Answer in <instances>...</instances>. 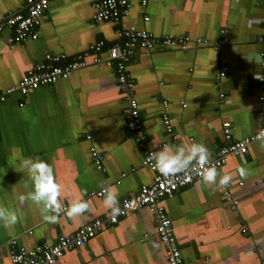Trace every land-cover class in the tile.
Listing matches in <instances>:
<instances>
[{"label": "crops", "instance_id": "0c3cea01", "mask_svg": "<svg viewBox=\"0 0 264 264\" xmlns=\"http://www.w3.org/2000/svg\"><path fill=\"white\" fill-rule=\"evenodd\" d=\"M95 1L49 0L35 39L15 41L13 29L3 28L0 92L16 85L46 53L72 59L102 40L99 55L106 58L117 42L116 28L135 26L157 36L190 40L182 50L136 46L126 63L149 147L158 151L200 143L215 156L224 144V121L230 122L237 139L260 126L264 105L257 75L264 69L244 55L264 52L259 22L264 0H148L145 6L133 0L119 21H96ZM24 10L25 0H0V22ZM198 38L208 42L196 43ZM219 40L223 43L217 49ZM88 59L65 79L39 86L24 99L14 93L0 102V206L18 216L14 226H0V264H11V249L51 242L110 211L102 195L82 214L69 218L59 213L55 223L44 220L36 204L19 199L32 190L27 173L17 170L24 158L39 157L52 165L62 208L73 200L86 201L90 191L104 187L115 189L121 202L153 178L142 164L144 149L124 124L125 96L115 69L105 59ZM222 65L225 75L217 80ZM164 102L176 138L164 127ZM92 150L102 153V169L94 165ZM239 167L245 175L237 172ZM217 171L231 175L228 185L218 187L201 177L162 200L184 264H259L264 260V139L252 142L245 154L229 155ZM53 264L168 263L156 221L142 207L106 224L84 246L66 250Z\"/></svg>", "mask_w": 264, "mask_h": 264}, {"label": "built area", "instance_id": "2783aa9c", "mask_svg": "<svg viewBox=\"0 0 264 264\" xmlns=\"http://www.w3.org/2000/svg\"><path fill=\"white\" fill-rule=\"evenodd\" d=\"M133 0H96L94 3L95 13L93 18L96 21H119V19L128 13ZM140 4L145 6L148 0H138ZM49 0H25V10L10 15L5 20L0 22V32L3 28H11L14 31V40L21 42L28 38H37L38 28L42 19L45 17ZM148 17L144 16V20ZM264 29V18L261 19ZM117 42L110 46L107 50L108 56L102 58L99 54L102 50L104 42L101 40L92 45L88 51L78 54L76 57L69 59L63 53H46L44 60L38 62L35 67L24 74L18 83L10 86L0 92V102L14 93L19 94L23 99L28 94L37 89L39 86L55 83L61 79L67 78L74 70L82 68L92 62L98 63L105 59L108 66H112L116 72V80L120 91L125 96V105L123 107V120L125 126L134 132L135 140L143 151L142 164L147 166L153 172L151 182L143 184L136 192L129 194L119 202L121 209L120 214L113 218L111 210L105 218H94L86 223H82L75 232L70 234L58 235L51 242H40L31 249L24 246L10 250L11 264H53L60 258L66 250L84 246L91 238L101 231L106 224L116 223L120 217L130 211L139 208H146L156 221V232L163 243L165 258L168 264H184L180 248L177 244V239L173 232L172 222L167 215L163 198L171 195L182 186H189L194 181L202 177L204 168L214 166L219 169L227 160L229 155H242L248 150L249 145L256 141L264 139V112L260 126L254 133L243 138H234L230 131V122L222 123V132L224 144L220 147L215 156L208 155V162L203 166L197 165L195 168H190L187 171L178 172L171 175H163L156 168L153 160L149 158L154 149L149 147L148 136L143 128L138 102L134 96V82L126 70V63L133 54L136 46L150 50L155 47H167L185 49L188 47V36H157L147 29L136 28L135 26L116 28ZM264 42V36H261ZM207 39L198 38L196 43H207ZM223 40L216 42L217 49L222 47ZM264 54V52H261ZM264 69V64H261ZM226 66L222 65L216 72V79L220 80L226 71ZM257 81V87L261 90L259 101L264 105V74H260ZM220 98H224L220 94ZM22 105V102L20 103ZM165 111L162 116V121L167 132L173 135L172 118L167 114V103H163ZM94 165L98 169L103 168V155L98 150L91 152ZM104 188L92 190L88 193L86 202L90 204L94 197L102 196ZM226 197L230 200L228 192ZM236 201H233L235 206ZM70 205L63 206L61 213L65 214L66 209ZM16 244V239L11 241ZM259 264H264V260Z\"/></svg>", "mask_w": 264, "mask_h": 264}, {"label": "clouds", "instance_id": "9594fccd", "mask_svg": "<svg viewBox=\"0 0 264 264\" xmlns=\"http://www.w3.org/2000/svg\"><path fill=\"white\" fill-rule=\"evenodd\" d=\"M245 59L255 64H264V54L252 51L244 55ZM259 78L260 76L257 75ZM149 158L154 161L155 168L163 175H171L197 165L203 166L208 162V151L203 144L192 143L190 145H181L176 147H163L161 150L151 152ZM17 170L26 172L31 182L32 190L26 195L20 194V200H31L40 208L44 220L55 223L58 214L62 211V205L58 199L61 195V186L56 182L53 167L47 161L39 157H26L19 161ZM237 172L243 176L246 170L239 167ZM232 179L229 174H219L216 167L210 166L204 168L202 172V181L213 183L218 187L228 185ZM103 204L111 210L113 218L120 214L121 209L118 202V193L115 189L109 187L103 189ZM88 208V203L83 199L73 200L66 209L65 215L69 218L82 214ZM18 216L4 206H0V226L5 228L14 226L17 223Z\"/></svg>", "mask_w": 264, "mask_h": 264}]
</instances>
